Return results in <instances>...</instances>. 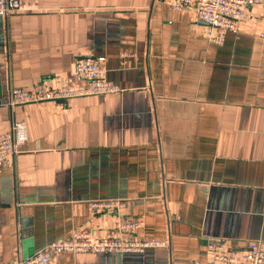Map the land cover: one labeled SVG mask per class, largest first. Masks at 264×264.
<instances>
[{"label":"crops","instance_id":"crops-1","mask_svg":"<svg viewBox=\"0 0 264 264\" xmlns=\"http://www.w3.org/2000/svg\"><path fill=\"white\" fill-rule=\"evenodd\" d=\"M0 21V134L26 121L28 142L0 173V264L86 232L142 220L134 253H65L54 264H190L210 245L264 249V6L223 45L194 10L166 0H42ZM105 57L122 93L8 108L14 88L75 78ZM112 200L111 212L91 203Z\"/></svg>","mask_w":264,"mask_h":264},{"label":"built area","instance_id":"built-area-1","mask_svg":"<svg viewBox=\"0 0 264 264\" xmlns=\"http://www.w3.org/2000/svg\"><path fill=\"white\" fill-rule=\"evenodd\" d=\"M176 11L194 10L207 26V39L223 45L227 34L238 32L239 25L248 21L254 6H264V0H166ZM43 10L42 0H0V21L12 15L35 14ZM264 39V32L261 34ZM106 58L92 57L79 60L74 68V76L83 85L75 86L67 78L44 79L32 88H14L2 106H17L43 102H60L87 96H107L122 93L123 89L108 79ZM26 121H15L9 131L0 134V173L11 166L15 155L28 142ZM123 206L122 202L98 200L91 203L94 210L111 212ZM144 225L142 220L120 223L118 231L106 239L96 240L91 234L80 232L71 239L53 241L32 256L20 258L8 264H54L55 257L65 253H134L144 254L149 249L168 247L166 240L129 239L122 236L123 231H134ZM213 260L204 263L194 260L190 264H264V249L261 244H251L246 250L237 253L226 252L221 245H210Z\"/></svg>","mask_w":264,"mask_h":264},{"label":"water","instance_id":"water-1","mask_svg":"<svg viewBox=\"0 0 264 264\" xmlns=\"http://www.w3.org/2000/svg\"><path fill=\"white\" fill-rule=\"evenodd\" d=\"M85 58H88V57H85ZM82 59H84V58H82ZM60 102H63V101H60Z\"/></svg>","mask_w":264,"mask_h":264}]
</instances>
